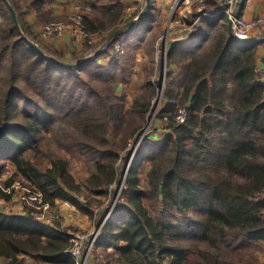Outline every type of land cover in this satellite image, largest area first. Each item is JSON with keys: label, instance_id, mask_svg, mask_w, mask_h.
<instances>
[{"label": "trees", "instance_id": "trees-1", "mask_svg": "<svg viewBox=\"0 0 264 264\" xmlns=\"http://www.w3.org/2000/svg\"><path fill=\"white\" fill-rule=\"evenodd\" d=\"M21 1L0 0V163L9 161L15 167L13 176L39 189L44 202L69 201L90 212L94 195H104L116 180L120 154L142 132L151 107L152 80L138 87L128 108L126 96L116 93L118 85L131 79L142 39H125L122 57H113L107 67L96 65L108 55L107 43L126 34L114 37L121 28L116 20L120 12L110 8V31L105 22L83 19L87 33L107 36L86 43L68 59L38 40L24 19ZM26 2L42 24L61 20L50 16L45 0ZM145 2L141 22L150 25L154 0ZM225 23L226 17L217 15L211 24L203 23L196 38L183 47L176 42L167 51L170 60L182 47L178 59L189 60L181 64L183 89L164 111L168 134L147 146L146 184L136 181L132 165L121 193L123 203L104 226L100 243L114 249V264H252L244 262L242 254L264 242V83L255 68L253 45L230 39ZM219 25L224 30H218ZM143 28L136 33L148 29ZM208 29L217 31L214 38L206 34ZM181 107L188 119L177 124L172 115ZM55 117L71 122L70 129L59 132L61 154H46V167L20 158L39 151L32 118ZM112 134L116 141L110 139ZM68 155L95 166L84 185L70 174ZM0 199L11 200V195L0 188ZM56 231L32 214L0 212V233L12 235L9 247L0 242V257L18 264L24 252L48 264H73L67 254L68 235ZM25 239L30 248L24 246Z\"/></svg>", "mask_w": 264, "mask_h": 264}, {"label": "crops", "instance_id": "crops-1", "mask_svg": "<svg viewBox=\"0 0 264 264\" xmlns=\"http://www.w3.org/2000/svg\"><path fill=\"white\" fill-rule=\"evenodd\" d=\"M172 0H154V10L152 18L150 19V25H148V21L141 22L144 14H141L140 4H144L143 8H145V0H45L44 7L50 13L52 18L61 19L62 21H66L71 15L78 12L79 6H91L92 11L90 13H85V18H93L97 19L100 22H107V18L109 17V9L113 8L115 10H119L120 14L117 17V23L124 24L121 25L122 34L126 32L121 38L117 39L116 41L109 44V52L108 55H105L99 58L96 62L98 66L107 67L109 63L112 61L113 57L120 58L123 55H118L113 50V45L115 42L120 41L124 49V40H140L138 44V48L135 51L134 55V65L132 69L131 79L127 84H120L116 89L117 95H125L126 101L132 103L135 95V88L137 84L141 87L145 81H149V79L142 80L144 77V70L147 68L149 71L158 69L160 71V76L164 75V70H166L167 78H168V85L165 86L166 88V95L168 97H164L165 106L171 102H175L180 98L182 92L181 80H182V73H181V64L188 63L189 60H182L178 59L179 53L181 51L180 48L190 42L191 39L198 34H200L204 29V22H208V24L212 23L214 18H205L201 20L199 25L195 28L192 34L187 38V40H177L176 35L171 32L167 35V51L170 47L178 42L183 45L182 47H178L173 53L175 54L170 60H162L160 62H156V53L153 45V57L151 59L147 57L149 55L148 51L144 48V41L146 38V33L151 31L152 26L156 23L163 24L164 30L166 31L163 34H167V30L169 27V16H170V6ZM22 9L23 16L25 21L30 25L32 32L37 36L39 28L41 27L42 23L39 22L36 18V13L32 7L26 2V0H22L19 4ZM142 8V11H143ZM206 10L210 12H214L217 8V0H211L207 5H205ZM155 12V13H154ZM168 12V13H167ZM264 13V0H252L249 3H244V5L240 9V16L245 20H250L255 16L262 15ZM189 18H195L198 16V11L194 8L191 12L188 13ZM110 21V20H108ZM134 21L135 23L130 27H125L130 22ZM143 25L144 29L141 34H137L135 31L140 29ZM109 26V25H108ZM124 26V27H123ZM150 26V28H149ZM111 26H109L110 28ZM108 28V27H107ZM119 29V30H120ZM118 30V31H119ZM199 32V33H198ZM206 34L211 38L213 37L209 29L205 31ZM116 33V32H115ZM198 33V34H197ZM118 34V35H120ZM117 35V36H118ZM107 36L106 33L103 34H93L92 40L93 43L101 41L103 38ZM116 37V36H114ZM141 37V38H140ZM38 38V36H37ZM72 35L69 30H66L62 36L53 37L48 40H40L44 44H46L51 49H54L61 54H63L66 58L70 59L73 54L79 53L83 46L88 43L84 39L72 41ZM264 38V28L260 29H253L249 33L248 41L251 42L255 49V68L259 74H264V41H260ZM39 40V38H38ZM111 41V40H109ZM102 49V48H100ZM99 49V50H100ZM124 54V53H123ZM140 77V82H138V78ZM152 80V79H151ZM264 83V79H262ZM159 83V82H158ZM161 122H158L157 125L159 126ZM155 129V128H154ZM168 130H164L163 128L155 129L149 137L145 140V142L141 145L136 159L134 161V170L132 174L136 177V181L141 184L143 180H146L147 173L150 169V162L147 160L146 157V150L147 146H151V143L160 142L162 141L166 135L168 134ZM95 171V168H94ZM93 171V173H94ZM92 173V174H93ZM70 215V213H67ZM65 216V215H64ZM66 217V216H65ZM65 223L72 225V226H81L82 228L89 227V221L87 216H82L79 218H71L66 217L64 219ZM264 244V242L260 243Z\"/></svg>", "mask_w": 264, "mask_h": 264}, {"label": "built area", "instance_id": "built-area-1", "mask_svg": "<svg viewBox=\"0 0 264 264\" xmlns=\"http://www.w3.org/2000/svg\"><path fill=\"white\" fill-rule=\"evenodd\" d=\"M211 0H172L170 6V16H169V27L167 34L160 35L157 41L154 43V49L157 56L160 55L166 60L167 54V35L173 32L176 35L177 40H187L195 28L199 25L201 20L205 18H215L217 15H223L228 18L232 23L233 35L237 40H248L249 33L253 29L264 28V13L259 16H255L250 20H245L244 18L237 15L239 9L240 0H217V8L212 13L206 10L205 5H207ZM252 0H245L249 3ZM196 8L198 11V16L195 18H189L188 13L191 9ZM78 12L71 15L66 21L54 20L41 25L38 31L39 40H48L53 37H59L64 34L66 30H69L72 35V41L84 39L89 43H93L92 35L87 33L83 26V19L85 18V13H90L92 11L91 6H79ZM176 26L180 27L176 29ZM113 50L118 55H123L124 49L120 41H117L113 45ZM158 59V58H157ZM261 80L264 79V74H260ZM153 85L156 90V96L152 99V106L156 105L153 118H156L159 114V107L163 100V90L162 87L158 86L155 81ZM159 89V90H158ZM169 116L166 114L162 115L164 122L168 120ZM172 119L177 124H183L188 119V111L186 108H179L172 115ZM152 131V125L145 127L142 132L136 136L131 142L128 143L124 155H120L121 166L118 170L117 164V174L116 180L109 185L107 190L111 192L113 200V206H106V208L101 213V219L99 223H94L89 230L85 231H75L68 235V249L67 254L73 261V264H90V256L97 245L98 238H100V232L104 225L115 213V203L120 198L122 190L125 187L126 178L132 166V160L136 155L137 150L140 148L143 139ZM122 158V159H121ZM119 163V162H118ZM15 184V183H14ZM12 185L11 191L8 193L15 195L17 190L21 191L20 199L23 201V205L34 211V217L40 221L46 229L57 232L56 229L52 228L50 222H54L58 219V214L52 209L49 203L44 202L42 196L33 191L26 190L20 184ZM15 190V192H14ZM24 191L26 194H24ZM108 192V195H109ZM0 264H2L0 262ZM7 264V263H6Z\"/></svg>", "mask_w": 264, "mask_h": 264}, {"label": "rangeland", "instance_id": "rangeland-1", "mask_svg": "<svg viewBox=\"0 0 264 264\" xmlns=\"http://www.w3.org/2000/svg\"><path fill=\"white\" fill-rule=\"evenodd\" d=\"M143 6H144V4H140V10L142 12L141 14H144L145 12H147L148 4H145V8H143ZM142 8H143V11H142ZM192 10L193 9H191L190 12ZM237 13L240 14V11ZM239 14H238V16H240ZM108 20H110V17L107 18L108 23H106V27H108V29L110 31L111 27L109 28V26H111V23H110L111 21H108ZM229 22L231 23V21L228 18H226V23L224 24L226 29L228 28ZM117 25L120 26V25H124V24L117 23ZM224 26L219 25L218 30H224ZM177 28H180V27L176 26V29ZM231 30H232V23H231ZM227 31H228V29H227ZM165 32L166 31L164 30L163 24L156 23L155 25L152 26L151 31H149V33H146V38L144 41V48L148 51L149 55H147V57H149L150 59H151V57H153V45H154V43L157 41L159 36L163 35V33H165ZM210 32L213 36L211 38H214L216 36L217 31H210ZM103 33L108 34V32H103ZM103 33H100V34H103ZM232 33H233V31H232ZM228 35H229V33H228ZM162 58L163 57L161 55H160V58H159V56L156 55L155 61L160 62L162 60ZM159 76H160V71L158 72V69H156V68H155V70H152V71L151 70L149 71V69H147V68L144 70V77L142 80L149 79V81H150L152 79L153 81H155V83L158 86H160V88L162 87L163 100H162V103L159 107V112H158L159 115L156 118H153V114H154V110H155L156 105L152 106V104H151V107L149 108V112L144 119L143 129L145 127L147 128L148 125H152V131L143 139L142 144L149 137V135L153 131H155L156 128L157 129L163 128L164 130H167L166 122H164L162 119V115L166 114V113H164V111L167 109V106H165V100H164V93L166 92L165 86L168 85V78H167L166 70H164V75H162L161 77H159ZM138 82H140V77L138 78ZM138 87H139V84H137V87L135 88V90H137ZM155 96H156V90L154 87L153 98ZM151 102H152V100H151ZM130 105H131V102L126 101V108H128ZM166 116H167V114H166ZM32 121L34 123H36V126H37V132H38L39 141H40L39 151L37 153L34 151H27L26 153L21 154L20 158L26 157L32 161L38 162L43 167L49 166V162H48L49 159L46 156V154H48L50 152L61 154V151L59 150V148H60V142L62 141V139L59 135V132L61 131L62 128L70 129L71 128V122L67 118H62V117H55L51 121H41V120H38V118H32ZM158 122H161V124L159 126L157 125ZM167 132H169V131H167ZM110 139L112 141H116L117 137L112 134L110 136ZM129 142H131V140H129L128 143ZM128 143H127V145H128ZM139 149L137 150L135 157L131 161L132 165L134 164V161L136 159V156L138 154ZM120 155H124V151H122ZM66 157L69 161V164H68L69 165V167H68L69 172L73 176L76 184L84 185L85 180L90 175H92L95 166L93 165V163L85 161L82 157H70V155H68ZM118 162L117 163H118V170H119L120 166H121L120 165L121 160L120 161L118 160ZM0 167L2 170L1 175H0V188L2 189L3 192L8 193L7 191H11V189H9V188H11L14 183L15 184L18 183L22 187H24L26 190L37 192L42 196L39 189L34 188V186H32V185L29 186L30 183H27L26 181H24L20 177H14L13 176L15 173V167L9 161L0 163ZM146 178H147V176H146ZM6 181H10L11 185L10 186H4V183ZM145 184H146V180L145 181L143 180V182H141V186L143 187ZM14 192H15V190H14ZM22 192L24 194H26L24 191H22ZM108 192L109 191L107 190V193H104V195H102V196H95L94 195L95 199L92 202V205L90 207V210H89L90 212H88V211L86 212L82 209H79L74 204L70 203L69 201L56 200L53 205L50 204L52 209L55 210L59 216L58 219H56L54 222H50L52 228L57 229L60 232L65 233L66 235H71V233H73L75 231L89 230L94 223H96V224L99 223V221L101 219V213L106 208V206H110V207L113 206V200L114 199L112 198L111 192H109V195H108ZM8 194L11 195V200L5 201V200L0 199V212H1V214L2 213L8 214V215H14L15 214V215H20V216H27V215H31V214L34 215L33 214L34 211H29L30 209H27V207L23 205V201L19 200L20 195H21L20 190H17L15 192L14 196L11 193H8ZM76 197L77 196H74V198H76ZM79 199L81 200L80 201L81 205L84 204L85 199L83 198V196H81V198H79ZM122 203H123V201H122V198L120 196V198L116 201V203L114 205L115 209H117L118 206ZM146 205L149 206L148 203H146ZM67 213H70V215H67ZM64 215L66 217H71V218H73V217L77 218L78 216H79V218H81L82 216L85 215L88 217L89 227L85 229L79 225L78 226L69 225V224L65 223L64 219L66 217ZM36 221L39 224H41L42 226L45 225V224L43 225L37 219H36ZM103 229H104V227L102 228V230L100 232V238H98L97 245L95 246L94 251L92 252V254L90 256V262H89L90 264H114L115 263V255H114L115 251H114V249L113 248H107L104 245H101V243H100ZM52 231H53V229H52ZM9 238H8V236H5V235L0 233V242L5 244V246H7V247H9L8 246L9 245L8 244ZM19 240H23V238L19 239ZM23 242L25 243L24 244L25 247H29L26 239ZM29 254H26L24 252H20L18 255V258L16 260L18 262V264H48V263H44L41 258L35 256L34 254L33 255H31V254L29 255ZM242 257H244L243 261L246 263L264 264V244L263 245L260 244V245L256 246V248L249 250L247 252V254L243 253ZM0 262L2 264H6V263H8V260L0 257ZM166 263H167V261H166Z\"/></svg>", "mask_w": 264, "mask_h": 264}, {"label": "water", "instance_id": "water-1", "mask_svg": "<svg viewBox=\"0 0 264 264\" xmlns=\"http://www.w3.org/2000/svg\"><path fill=\"white\" fill-rule=\"evenodd\" d=\"M147 2H148V0H147ZM244 3H245V0H240L238 12L240 11V9H241V7L244 5ZM11 13H12V17H13L14 21L17 22V16H16V13H15L13 10L11 11ZM238 14H239V13H237V15H238ZM134 23H135V22L132 21V22H130L128 25H126L125 27H126V28H127V27H130V26H132ZM227 29H228V33H229V37H230V39H232L234 42H236V43H238V44H240V45H249V44H251V42L248 41V40L241 41V40H237V39L234 37V35H233V33H232V30H231V23H230V22L228 23V28H227ZM121 32H122V29H120L119 31H117V32L114 34V36H117V35L120 34ZM260 41H261V42L264 41V38H262ZM38 52H40V53L42 54V51L39 50V49H38ZM99 52H100V50H98L95 54H93V55L87 57L86 59L82 60L81 62H79L78 65H81V64H83V63L89 61L93 56L97 55Z\"/></svg>", "mask_w": 264, "mask_h": 264}, {"label": "bare ground", "instance_id": "bare-ground-1", "mask_svg": "<svg viewBox=\"0 0 264 264\" xmlns=\"http://www.w3.org/2000/svg\"><path fill=\"white\" fill-rule=\"evenodd\" d=\"M136 32V31H135Z\"/></svg>", "mask_w": 264, "mask_h": 264}]
</instances>
